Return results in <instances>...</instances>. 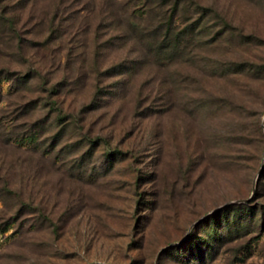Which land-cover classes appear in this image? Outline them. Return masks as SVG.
I'll return each instance as SVG.
<instances>
[{
	"label": "rangeland",
	"instance_id": "obj_1",
	"mask_svg": "<svg viewBox=\"0 0 264 264\" xmlns=\"http://www.w3.org/2000/svg\"><path fill=\"white\" fill-rule=\"evenodd\" d=\"M0 264H264V0H0Z\"/></svg>",
	"mask_w": 264,
	"mask_h": 264
}]
</instances>
